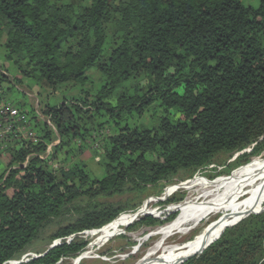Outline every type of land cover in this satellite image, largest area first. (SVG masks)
<instances>
[{"label":"trees","instance_id":"trees-1","mask_svg":"<svg viewBox=\"0 0 264 264\" xmlns=\"http://www.w3.org/2000/svg\"><path fill=\"white\" fill-rule=\"evenodd\" d=\"M0 46L24 79L77 91L44 108L53 129L35 116L36 136L0 151L10 158L0 175V264L18 261L80 200L138 203L81 211L53 236L58 246L27 264L74 259L88 242L68 239L115 223L151 189L160 197L175 180L229 175L264 153V0H0ZM151 111L161 113L152 127L129 124ZM90 144L100 149L102 179L71 162ZM239 153L217 173V157ZM181 264H264V211Z\"/></svg>","mask_w":264,"mask_h":264},{"label":"rangeland","instance_id":"rangeland-1","mask_svg":"<svg viewBox=\"0 0 264 264\" xmlns=\"http://www.w3.org/2000/svg\"><path fill=\"white\" fill-rule=\"evenodd\" d=\"M254 5L256 7L258 6L257 3H255ZM3 42L4 41H2L1 43ZM0 71L2 73H5L8 77L7 82H0V87L6 90L4 91L7 94L6 98L8 99V101H6L11 103L18 109L20 117L28 121L27 127L16 129V133L13 136L8 137L7 141L0 144V151L5 150L7 146L8 148L11 147L12 149H16L18 146H20V142L21 144H23L25 141H27L28 138L33 137L31 135H34L35 137L37 133L33 124L34 122H38V119H33L35 118V116L39 118V123L48 124V126L53 129L50 120L43 114L44 108L48 104L51 106L59 105L63 102V98H71L72 95L77 93L75 89L71 90L69 87L63 88V90L60 92L52 93L49 89H46L45 87H42L28 79H24L22 74H20V72L17 70V68L6 61L5 49L2 46H0ZM87 76L93 81L96 90L102 85V82L99 80V75L95 73L94 70L89 71L87 73ZM0 98L2 99L1 95ZM114 99L115 97L112 98V102H115ZM160 116L161 113L156 112L155 114H153V112L151 111L150 113L145 114L140 119L133 118L129 121V124L138 127H152ZM125 124L126 123H124L123 125ZM57 144H59V140L56 142V145ZM53 146H55V143L54 145L50 146L52 147L51 153L53 150ZM98 149L99 148L97 147V145L94 146L90 144L89 146H87V148H83L82 153L77 152L76 154L72 155L71 162L84 161L88 165V167L93 170L100 179H102L106 175L105 172L101 170V167L98 163L99 156L95 155V152L99 154L100 149ZM241 154L243 153L236 154L232 160H229V156L224 154L217 157V173L220 172L221 169H223V164H225L226 162L230 164L234 161V159L236 160ZM262 159H264V153L260 157H252L249 163L246 165L237 166L229 175L221 174L217 176L216 173L208 172L203 175L196 176L194 178H188L183 182L180 180H175V183L167 187L164 192L160 195V197L155 196L159 192H162V189H151L148 193V196H146L139 208H137L136 210H127L125 213L121 214L116 219L117 221L115 223L110 225H118L119 235L111 239L104 246L95 249L93 252H91L89 259L81 260L78 264H137L156 246V244H158L159 237H155L154 234L161 227L169 224L170 222H173L180 215L179 206L189 197V193L187 191H185L184 189H180L183 184H187L195 179H198L205 184H208L212 181L215 182L216 180L232 175L234 172L249 165L254 160ZM9 163V154L5 152H0V175L4 171L8 170ZM56 167H58V165H56ZM183 175L184 174H182V176ZM181 198L182 200L178 204L170 206H168V204L164 205V203H166L168 200ZM249 199V193L245 192L241 200L235 204V206L230 212L236 213L241 209L244 210V207L247 205ZM129 203L131 204L128 206ZM137 203L138 202H133L132 198L126 196L100 197L94 200H80L79 202L72 205L71 212H66L61 218L55 219L50 224H48L47 228L43 230L39 239L34 241L31 246L26 250V252L22 254L20 259L18 261L13 262L12 264H27L32 260L40 258V256L45 253V251L50 250L54 245H59L60 241L52 242L53 236L57 233L60 228L66 227L70 223L74 222V220L78 217L81 211L91 210L95 207L103 208L105 206L115 205L127 206L128 208L132 209L137 205ZM262 211H264V203L257 211H254L250 215L260 213ZM170 215H174V217L170 219ZM147 216L154 217L155 219L159 220V222H161L162 224L156 227H147L146 225H143V222H141V220ZM223 216L224 214H217L211 216L206 221L201 223L198 229L191 232L187 236H183L182 234L173 235L166 242V245L163 249V253H166L167 255H173L185 251L186 247L189 244L202 237L212 234L216 227L219 225V223L222 221L221 219ZM249 216L245 217L244 219H247ZM240 220L241 219H238L232 225L235 226L236 223L238 224L239 222L243 221ZM110 226H107L106 228ZM106 228L98 231L86 232L71 237L72 239L68 240L67 243H71L74 239H80L83 241H87L88 246L76 258H64L58 264H76L75 261L80 260V257H83L87 252H89V246ZM202 253L200 252L188 259L173 263H184L197 256H200Z\"/></svg>","mask_w":264,"mask_h":264},{"label":"bare ground","instance_id":"bare-ground-1","mask_svg":"<svg viewBox=\"0 0 264 264\" xmlns=\"http://www.w3.org/2000/svg\"><path fill=\"white\" fill-rule=\"evenodd\" d=\"M180 189L189 193V197L179 206L180 215L173 222L157 229L154 236L159 237L158 244L137 264H168L188 259L204 251L207 246L215 242L232 225L231 223L257 211L264 203V159L254 160L232 175L215 182L205 184L195 179L183 184ZM245 192L249 193L250 199L244 210L231 213L230 211L241 200ZM217 214H224V216L212 234L189 244L181 253L173 255L163 253L170 237L175 234L187 236L198 229L201 223ZM118 235V225L106 228L89 246V252L80 257V260H76L75 263L78 264L81 260L89 259L91 252L104 246Z\"/></svg>","mask_w":264,"mask_h":264},{"label":"built area","instance_id":"built-area-1","mask_svg":"<svg viewBox=\"0 0 264 264\" xmlns=\"http://www.w3.org/2000/svg\"><path fill=\"white\" fill-rule=\"evenodd\" d=\"M27 126H28V121L20 117L18 109L15 106H13L11 103L1 99L0 100V144L7 141L8 137L13 136L16 133V129H21ZM51 148L52 147H49L47 153L43 157H40L42 160L48 159L51 153ZM55 246L58 245H54L53 247Z\"/></svg>","mask_w":264,"mask_h":264},{"label":"crops","instance_id":"crops-1","mask_svg":"<svg viewBox=\"0 0 264 264\" xmlns=\"http://www.w3.org/2000/svg\"><path fill=\"white\" fill-rule=\"evenodd\" d=\"M4 91H6V90H4V89H2V88L0 87V92H1L0 95L2 96V99L5 100V101H6V100L8 101V99L6 98V97H7V94H6ZM3 93H5V94H3Z\"/></svg>","mask_w":264,"mask_h":264},{"label":"water","instance_id":"water-1","mask_svg":"<svg viewBox=\"0 0 264 264\" xmlns=\"http://www.w3.org/2000/svg\"><path fill=\"white\" fill-rule=\"evenodd\" d=\"M250 214H251V213H250ZM250 214H248L247 216H249ZM247 216H245V217H247ZM245 217H244V218H245ZM244 218H242L241 220H243ZM241 220H240V221H241ZM236 224H237V223H236ZM232 226H234V225H232ZM229 227H231V226H229ZM209 246H210V245H209ZM209 246H207V248H208ZM52 248H54V247H52ZM52 248H51V249H52ZM207 248H205V249H207ZM202 252H203V251H202ZM202 252H201V253H202ZM12 263H13V262H11V263H9V264H12Z\"/></svg>","mask_w":264,"mask_h":264}]
</instances>
